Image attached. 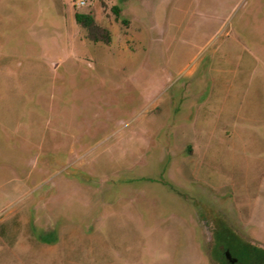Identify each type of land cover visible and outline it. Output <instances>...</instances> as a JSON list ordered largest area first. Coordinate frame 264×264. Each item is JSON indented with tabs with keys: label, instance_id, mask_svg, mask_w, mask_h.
Masks as SVG:
<instances>
[{
	"label": "rangeland",
	"instance_id": "374dc122",
	"mask_svg": "<svg viewBox=\"0 0 264 264\" xmlns=\"http://www.w3.org/2000/svg\"><path fill=\"white\" fill-rule=\"evenodd\" d=\"M221 238L264 264V0H0V264Z\"/></svg>",
	"mask_w": 264,
	"mask_h": 264
},
{
	"label": "trees",
	"instance_id": "16d2710c",
	"mask_svg": "<svg viewBox=\"0 0 264 264\" xmlns=\"http://www.w3.org/2000/svg\"><path fill=\"white\" fill-rule=\"evenodd\" d=\"M76 18L77 20L82 23L83 25L87 26L89 29H92L94 27H97L98 24L96 22V19H95V16L93 15L92 12H88V13H81V12H76ZM225 238H221V241H224V243L227 245V244H230V242L228 241L225 242L226 240H224ZM232 247V246H231ZM221 253H220V258L222 259V264H229L228 261H227V258L225 257L224 253L222 252V249H221V246L219 247ZM261 250H263L264 252V248L260 247ZM259 250V249H257ZM260 251V250H259ZM240 257L246 259V261L248 263H250V253L245 250V249H240L239 250V254H238Z\"/></svg>",
	"mask_w": 264,
	"mask_h": 264
},
{
	"label": "flooded vegetation",
	"instance_id": "af4514ba",
	"mask_svg": "<svg viewBox=\"0 0 264 264\" xmlns=\"http://www.w3.org/2000/svg\"><path fill=\"white\" fill-rule=\"evenodd\" d=\"M221 249L225 257L227 258L229 264H249L246 259L240 257L238 254H235L233 252L230 244H224ZM228 252L230 253L229 256L227 255Z\"/></svg>",
	"mask_w": 264,
	"mask_h": 264
},
{
	"label": "built area",
	"instance_id": "2783aa9c",
	"mask_svg": "<svg viewBox=\"0 0 264 264\" xmlns=\"http://www.w3.org/2000/svg\"><path fill=\"white\" fill-rule=\"evenodd\" d=\"M86 2V0H77V3H81V4H83V3H85Z\"/></svg>",
	"mask_w": 264,
	"mask_h": 264
},
{
	"label": "water",
	"instance_id": "95a60500",
	"mask_svg": "<svg viewBox=\"0 0 264 264\" xmlns=\"http://www.w3.org/2000/svg\"><path fill=\"white\" fill-rule=\"evenodd\" d=\"M227 255L229 256V255H230V253L228 252V253H227Z\"/></svg>",
	"mask_w": 264,
	"mask_h": 264
},
{
	"label": "crops",
	"instance_id": "0c3cea01",
	"mask_svg": "<svg viewBox=\"0 0 264 264\" xmlns=\"http://www.w3.org/2000/svg\"><path fill=\"white\" fill-rule=\"evenodd\" d=\"M3 230H4V228L1 231H3Z\"/></svg>",
	"mask_w": 264,
	"mask_h": 264
}]
</instances>
